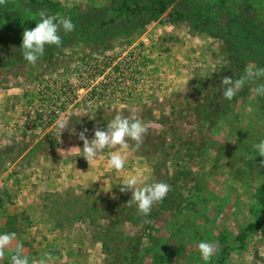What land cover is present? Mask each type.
<instances>
[{"label":"rangeland","instance_id":"1","mask_svg":"<svg viewBox=\"0 0 264 264\" xmlns=\"http://www.w3.org/2000/svg\"><path fill=\"white\" fill-rule=\"evenodd\" d=\"M40 11L75 30L32 65L20 46ZM251 64L264 68V0H7L0 233H16L29 264L48 254L50 264H264V157L253 148L264 140V95L253 91L264 76L231 100L221 83ZM132 112L149 127L139 149L129 140L89 163L75 155L78 136L56 129L70 119L91 139ZM42 114L49 126L27 127ZM112 153L124 169L108 168ZM138 173L171 188L146 217L119 190ZM201 241L218 249L207 262Z\"/></svg>","mask_w":264,"mask_h":264},{"label":"clouds","instance_id":"2","mask_svg":"<svg viewBox=\"0 0 264 264\" xmlns=\"http://www.w3.org/2000/svg\"><path fill=\"white\" fill-rule=\"evenodd\" d=\"M7 0H0V5L6 4ZM75 25L69 17H59L54 14H48L40 11L39 20L32 29H25L22 34V50L23 58L29 64L35 65L40 57L45 53L46 45H62V38L59 34L63 31L65 34L73 32ZM264 76V68H258L255 64L249 65L245 69V75L240 79L233 80L228 76H224L221 83L224 86L222 95L225 99L231 100L236 93L248 81H253L258 77ZM255 95H264V84H260L254 90ZM86 114V113H84ZM81 114V115H84ZM87 115V114H86ZM94 118V117H93ZM70 119H59L56 121V129L60 132L67 129L70 134L78 136L83 142L81 151L76 156H83L89 163L93 161L98 152L106 148H115L121 146L124 149L129 147V140L135 143V147L139 149L145 136L149 131V127L141 118L132 112L130 115L116 114L114 118L107 123L105 129L96 128L91 139L87 138L85 133L87 128L76 133L73 129L68 128ZM260 157H264V140L253 145ZM126 156L121 153H112L108 159V168L120 171L124 169L126 164ZM259 164L264 166V159ZM120 192H131L130 199L126 202L129 207L136 205L137 210L143 216H148L154 204L160 203L171 190L170 185L166 182L144 183L142 174L129 175L121 184ZM142 185V186H141ZM16 240V233H0V260L5 257L6 249L11 253V264H29V257L24 254L23 245L19 242L13 244ZM198 251L204 261H209L218 250L214 244L201 241L198 243ZM52 256L48 254L46 258L38 261L33 260L32 264H50Z\"/></svg>","mask_w":264,"mask_h":264},{"label":"built area","instance_id":"3","mask_svg":"<svg viewBox=\"0 0 264 264\" xmlns=\"http://www.w3.org/2000/svg\"><path fill=\"white\" fill-rule=\"evenodd\" d=\"M30 121L27 125L29 128H39L41 126H49L52 123V120L48 116L45 118V116L42 114L41 116H36V117H30Z\"/></svg>","mask_w":264,"mask_h":264},{"label":"trees","instance_id":"4","mask_svg":"<svg viewBox=\"0 0 264 264\" xmlns=\"http://www.w3.org/2000/svg\"><path fill=\"white\" fill-rule=\"evenodd\" d=\"M100 201L105 202V203L109 202L107 199H101V198H100Z\"/></svg>","mask_w":264,"mask_h":264}]
</instances>
